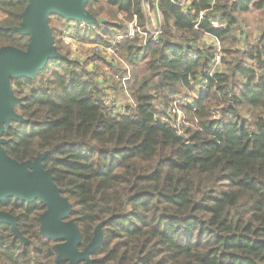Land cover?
I'll use <instances>...</instances> for the list:
<instances>
[{
  "label": "trees",
  "instance_id": "trees-1",
  "mask_svg": "<svg viewBox=\"0 0 264 264\" xmlns=\"http://www.w3.org/2000/svg\"><path fill=\"white\" fill-rule=\"evenodd\" d=\"M180 1L87 0L91 24L50 13L63 57L33 77H10L23 121H10L3 149L19 162L46 153L78 249L99 234L92 264H264V0ZM144 3L160 14L147 45L125 36L133 20L145 30ZM26 4L0 0V48L26 49L15 30ZM253 9L256 41L240 18ZM70 24L73 38L101 50L73 58L62 36ZM217 49L225 70L210 72ZM117 92L129 100L121 114L108 103ZM243 108L254 111L252 124ZM44 209L37 199L0 200L19 234L0 223V264H67L59 241L40 232Z\"/></svg>",
  "mask_w": 264,
  "mask_h": 264
},
{
  "label": "water",
  "instance_id": "water-1",
  "mask_svg": "<svg viewBox=\"0 0 264 264\" xmlns=\"http://www.w3.org/2000/svg\"><path fill=\"white\" fill-rule=\"evenodd\" d=\"M21 13V22L15 30L28 37L25 50L6 45L0 48V200L12 197L27 203L37 199L45 205L39 215L40 232L45 237L59 241L56 250L59 258L67 264H92L89 259L98 246V232L92 241L79 250L81 234L71 220H67L70 204L61 195L54 184L49 170L44 169L42 159L46 153L34 160L16 161L3 149V132L10 121H23L14 110L18 98L13 94L10 77H33L49 59L63 56L53 45V37L48 24L50 13H55L66 20L94 23L95 19L85 6L87 0H26ZM191 148L192 144H188ZM11 225L16 235L15 217L0 211V223Z\"/></svg>",
  "mask_w": 264,
  "mask_h": 264
},
{
  "label": "rangeland",
  "instance_id": "rangeland-1",
  "mask_svg": "<svg viewBox=\"0 0 264 264\" xmlns=\"http://www.w3.org/2000/svg\"><path fill=\"white\" fill-rule=\"evenodd\" d=\"M233 1V0H231ZM187 0H181L179 2V4L185 8L187 5ZM143 9L145 12V17H146V26L149 29H152L154 27L155 24H158L159 20H160V14L157 11L156 6L154 7H150L148 5V3H144L143 5ZM256 13H258L257 11L253 12V11H249L246 14H243L240 18L242 19L241 24L244 25L243 30L244 32H249L250 33V37L253 41L257 40L258 34L260 33L259 29L261 27L262 24V20L260 17V14L257 15ZM159 18V20H158ZM127 28H128V24H127ZM63 29V38L66 44L69 45L70 49H71V56L73 58L76 59H84V57H86L87 53H91V49L93 51H100L101 48L95 47V45H91V44H82L79 41H77L75 38H73L70 34V30H71V24L70 25H63L62 26ZM204 41H206L207 43L213 42L215 43V45H217V42L215 39L212 40V38H210V36H205ZM264 56V54H263ZM247 64H250L251 61L250 60H246ZM220 70V71H224L225 70V66L221 64V62H219L218 59H215L210 72H212L213 70ZM197 89H202L203 84L200 83H193ZM125 94V93H124ZM191 96L189 97V100L192 99V96L195 97V94L192 92V94H190ZM109 102L114 101V103L117 104L116 107H119V109H121L122 105H126L127 103H129V100L125 95H123L121 92H117V93H111L110 97L108 98ZM108 102V103H109ZM110 107V106H109ZM113 112H114V108L111 107L110 108ZM240 114L243 118V121L245 122H251L253 119V115L255 114L253 110L248 109V108H243L240 110ZM173 115V114H172ZM175 117V115H173ZM252 124V122H251Z\"/></svg>",
  "mask_w": 264,
  "mask_h": 264
},
{
  "label": "built area",
  "instance_id": "built-area-1",
  "mask_svg": "<svg viewBox=\"0 0 264 264\" xmlns=\"http://www.w3.org/2000/svg\"><path fill=\"white\" fill-rule=\"evenodd\" d=\"M211 24L214 27L221 26V24H219L216 20H212ZM136 33L142 39V44L143 45H147L148 43L154 41L157 38V36L159 35V33H160V24L158 22V24H155L152 29H149L146 26L145 30L143 31V30H141L138 27L136 21L133 20V21L128 23L127 34L125 36L133 37ZM215 59L219 60V50L218 49H217V52H216ZM128 78H129V76L127 74L122 79L123 80H127ZM109 106L113 107L114 108V112H117L118 114H121L123 112V109H122L123 106L121 107V109H119V107H116L117 104L114 103V101L109 102ZM170 112H171V114L175 115V125L178 126L181 123L182 117H183L181 111L178 109V107L176 105H174L173 107H171Z\"/></svg>",
  "mask_w": 264,
  "mask_h": 264
},
{
  "label": "clouds",
  "instance_id": "clouds-1",
  "mask_svg": "<svg viewBox=\"0 0 264 264\" xmlns=\"http://www.w3.org/2000/svg\"><path fill=\"white\" fill-rule=\"evenodd\" d=\"M251 11H253V12H255V10L253 9V10H251ZM257 15H259V13H256ZM133 69H129V73H128V76L129 77H131L132 76V74H133ZM127 78V77H126ZM125 91H127V89H125Z\"/></svg>",
  "mask_w": 264,
  "mask_h": 264
},
{
  "label": "flooded vegetation",
  "instance_id": "flooded-vegetation-1",
  "mask_svg": "<svg viewBox=\"0 0 264 264\" xmlns=\"http://www.w3.org/2000/svg\"><path fill=\"white\" fill-rule=\"evenodd\" d=\"M0 211H2V210H0ZM3 212H6V211H3ZM6 213L10 214L9 212H6ZM10 215H12V214H10ZM12 216H13V215H12Z\"/></svg>",
  "mask_w": 264,
  "mask_h": 264
},
{
  "label": "crops",
  "instance_id": "crops-1",
  "mask_svg": "<svg viewBox=\"0 0 264 264\" xmlns=\"http://www.w3.org/2000/svg\"><path fill=\"white\" fill-rule=\"evenodd\" d=\"M158 11V10H157ZM158 20H159V18H158Z\"/></svg>",
  "mask_w": 264,
  "mask_h": 264
}]
</instances>
